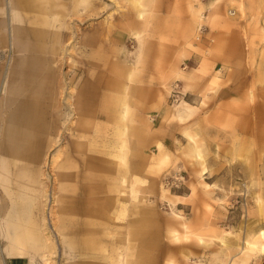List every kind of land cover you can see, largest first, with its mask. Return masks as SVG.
<instances>
[{
    "label": "rangeland",
    "instance_id": "374dc122",
    "mask_svg": "<svg viewBox=\"0 0 264 264\" xmlns=\"http://www.w3.org/2000/svg\"><path fill=\"white\" fill-rule=\"evenodd\" d=\"M8 3L10 0H0V22L5 25ZM69 4V30L73 31L76 21L79 28L65 41L74 45L72 52L53 55V91L58 84L64 87L53 100L56 104L63 98L77 99L85 89L90 94L87 71L107 81L114 78V88L105 87L108 94L113 91L106 99L108 112L103 113L109 117L101 121L97 119L103 114L89 115L87 120L78 113H66L60 119L56 114L46 116L39 132L43 130L42 137L52 138L53 144L47 159L40 163L43 192L39 191L32 208L31 202L25 201L29 206L22 208V217L28 218L31 212L41 219L42 230L53 247L44 255L34 247L26 256L7 253L16 248L12 238L18 229L11 222V214L1 212L5 197L0 190V222L9 223L4 224L5 231L0 227V264H121L130 254L133 219L136 264H227L231 258L239 264H264V253L259 251L247 262L241 261L243 238L249 229L264 228V26L247 20L249 6L261 13L264 0H94ZM7 32L5 28L6 40L0 44V101L3 73L10 65ZM83 42L88 51L83 50ZM232 48L243 56L238 66L228 68ZM205 59L208 67L204 77L185 80L169 69L175 62L191 67ZM213 59H218L223 69L217 64L219 67L212 69ZM34 61L45 60L29 57L28 62ZM179 83L186 96L174 101L172 89ZM205 84L208 87L203 91ZM157 98H170V104L185 98L196 107L187 118L165 109L171 116L166 113L163 121L154 125L145 118L144 124L142 117L149 114L147 103ZM64 117L68 119L64 121ZM46 126L58 128V132L48 137ZM80 128L85 135H78ZM169 128L174 140L165 147L159 140ZM122 137L128 138L126 150L132 171L110 153L111 142ZM83 148L92 155L87 162L85 157L71 153ZM58 150L60 156L53 170L49 154ZM165 153L167 162L159 164ZM98 155L103 156L101 165L95 157ZM69 159L72 164L63 166ZM14 170L11 174L15 180ZM131 172L137 178L136 197L129 190ZM65 173L67 177L62 176ZM83 181L91 185L86 187ZM163 187L182 194V201L173 204ZM123 204L126 210L118 216L115 212ZM66 205L76 212L62 211ZM173 210L183 216L176 218ZM61 214L71 218V226L90 223L87 235L95 242L87 252L71 247L58 232Z\"/></svg>",
    "mask_w": 264,
    "mask_h": 264
},
{
    "label": "bare ground",
    "instance_id": "6f19581e",
    "mask_svg": "<svg viewBox=\"0 0 264 264\" xmlns=\"http://www.w3.org/2000/svg\"><path fill=\"white\" fill-rule=\"evenodd\" d=\"M131 1L134 3H146L153 0ZM92 2H94V0H10L7 6L6 25L0 22V44H4V40H6V36L4 35L6 28V31H8V50L11 51L10 58H7V61L10 59V65L8 66V70L3 73L4 89L0 101V164L3 166V168L0 167V190H2L5 197L1 212L11 214L13 217L11 222L18 229V233L12 238V241L16 244V248H14V250L11 248L9 251L7 250L8 254L9 252H18L19 256H26V251L34 247L36 250L40 249L41 254L44 255L51 251L53 247L52 243L48 242L50 237L45 235L42 230L41 219L39 220V218L31 212L28 218L22 217V208H27L29 206V202L25 201H30V207L32 208L39 197V191L41 190V192H43L39 180V176L41 175L40 163L44 159H47V150H49L50 146L53 144L52 138L44 139L42 137L43 130L39 132L40 127L43 126V122L47 119L46 116L56 114L60 119V116L62 117L63 114L65 115L67 113V115L74 116L78 113L79 115H83V117H87L88 115H101L107 110L108 106H106V108L103 106V110L101 106L98 109H89L90 103L92 105L91 100L95 97H92L91 93L87 94L86 89L77 94V99L61 98L62 100H59L56 104L53 100L57 91H64V87L60 84L57 85L56 91H53L52 88V70L50 68L51 66L54 67L53 55L59 51L65 54L69 53V51L72 52L74 45L70 43L68 46L65 41L76 34V30L79 28L78 21H76L74 22L75 27L73 31L71 32L69 30L71 28V22L69 23L66 17L71 13V5L69 3H76L74 5H77V3ZM239 4H241V2ZM229 13L234 14V11L230 10ZM82 44L84 45L83 50L88 51L89 47L87 43L83 42ZM43 53L45 61L42 63H37L35 61L34 63L28 62L29 57L42 55ZM88 62L90 63L89 59ZM207 67L208 62L207 59H205L195 67H188L187 65L180 66L179 64L176 65L175 62L169 69L175 74L181 75L185 80H190L191 78L196 79L201 76L204 77ZM84 70L86 72L88 67L84 68ZM163 77L167 78V71L163 73ZM216 79L217 75L214 76L209 87L211 86L212 88V84ZM207 87L208 84H205L201 88L204 91ZM89 90L91 91L90 87ZM206 95L205 91L204 96ZM115 96L117 97V94ZM182 96H184L183 93ZM204 98L201 102L204 101ZM115 103L119 105L117 99ZM194 107H196L195 104L185 98H181L179 102L172 104L165 103V109L173 111L179 118H187L193 112ZM65 109H67L66 112L64 111ZM123 115H125V113L121 116ZM67 119L64 117V121ZM51 128L52 127H45V132L48 137L54 136L58 132V128L54 130ZM85 128H87V126H85ZM119 128L116 129L117 134L119 133ZM77 133L78 135H85V133L81 131V128ZM63 136L64 134L62 133L61 138H63ZM101 139L105 141L106 138L101 136ZM127 142L128 138L126 137H122L121 139L116 138L111 142L112 147L110 153L116 157V159L122 160L127 169L130 166L132 171V166L131 164L129 165L130 154L126 150ZM76 149L80 150L81 144L76 146ZM88 150L87 148H83V150L79 152L72 150L71 153L75 157L80 156L86 159L92 156ZM50 156V162L54 170V165L60 156V151L51 152L49 154V157ZM97 157L101 165L103 156L99 155ZM167 160L168 154L165 153L161 155L159 164H165ZM71 164L72 161L69 159L63 166ZM13 169H16L13 171V175L16 176L15 180L12 178L11 174ZM206 171L207 169L205 167L203 173ZM97 174L100 177L103 175L102 172H97ZM62 176L67 177V174H62ZM54 178L55 180L57 179V177ZM122 178L125 179V176ZM61 180L62 179H60V181ZM136 180L137 178L134 173L131 172L129 190L133 197H136ZM83 184L86 186L90 183L83 181ZM86 187L84 190L89 192ZM62 188L64 189L65 186L62 185ZM163 191L168 193V195H166L173 204L182 201V197H180L182 194L174 193L171 190L169 191V189L165 187H163ZM69 196L72 197L71 195ZM28 197L31 198L29 199ZM258 199L261 201L260 197H258ZM113 200L115 201V198H113ZM9 207L12 208L8 212ZM61 209L62 211H67V209L76 211L75 208L68 207V205L61 207ZM98 210H101V208ZM125 210L126 207L123 204L115 213L120 216ZM173 212L176 218H181L183 216L179 211L176 212L173 210ZM58 216L60 217V214ZM70 219L71 218H68L66 215H62L61 218H59L57 223L58 232L60 231V233H62L63 239L68 242L71 247L80 248L81 252L85 253L94 246L95 242L93 237L87 235L91 225L89 222H85L84 225L74 226L73 224L71 226L68 223ZM4 224L5 226L7 224L9 225V223L4 222L2 224L0 222L1 231H5ZM129 228L131 235L130 254L125 262L122 261L121 264H136L135 248L137 245V232L134 228V219L130 222ZM247 233V236L243 238V245L241 247L242 262H247V260L258 251L264 253V228L260 227L255 231L250 228ZM221 239L222 241L225 240L223 235ZM31 257H34V254H31ZM169 261L171 263V259H169ZM236 262L237 260L231 258L227 264H239Z\"/></svg>",
    "mask_w": 264,
    "mask_h": 264
},
{
    "label": "crops",
    "instance_id": "0c3cea01",
    "mask_svg": "<svg viewBox=\"0 0 264 264\" xmlns=\"http://www.w3.org/2000/svg\"><path fill=\"white\" fill-rule=\"evenodd\" d=\"M263 8H264V5H263ZM235 12V11H234ZM259 11H257V7H254V6H249V9H248V11H247V20H249L250 18L252 19L251 21H252V23L253 24H257V23H259V24H261V25H263L264 26V10L261 12V13H258ZM258 13V14H257ZM252 32V31H251ZM250 32V33H251ZM235 35H236V33H235ZM236 45V44H235ZM235 45H234V47H235ZM231 50H233V53H232V56H231V58H230V60H229V65H227L228 66V68L229 67H235V66H238V61L242 58V56H243V54H241L240 53V51L239 50H235V48H232ZM242 55V56H241ZM44 56V53L42 54V55H38V58H42V57ZM192 56V55H191ZM194 59V58H193ZM243 60V59H242ZM217 62H218V59H213L212 61H211V68L212 69H216V68H218L220 65H221V67H222V69H223V67H224V65L223 64H217ZM219 65V66H215V65ZM199 65V64H198ZM197 65V66H198ZM195 67V66H194ZM89 69H90V67H89ZM88 73V75L86 76V79L88 78V77H90V79H91V96L92 97H95L94 98V100H92V105H91V103H90V108L89 109H93V108H99L100 106H101V108H102V110H103V106H104V108H106V106H107V101L105 102V100L108 98V96L113 92H111L110 94H108L107 93V91H105V87H109V86H112V89L114 88L113 87V84H112V82H113V79L114 78H112L111 80H104L103 78L102 79H100L99 77H98V75H95V73L94 72H90V71H87ZM56 78V77H55ZM94 78V79H93ZM85 81V80H84ZM83 82V81H82ZM81 82V83H82ZM80 83V84H81ZM89 83H90V81H89ZM120 83H121V80H120ZM182 84V83H181ZM179 85H180V83H179ZM183 86V85H182ZM179 87H181V85L179 86ZM181 89V88H180ZM101 90H102V94H99V93H101ZM104 93H106V94H104ZM149 94V93H148ZM148 94H146V96L148 97ZM98 95V96H97ZM184 96H186V92L184 93ZM135 97H136V95H135ZM101 100V101H100ZM167 101H170V98H169V100L167 99ZM166 100H165V98L164 99H162V98H157L156 100H154L153 102H151V104H150V102H148L147 103V109L149 110V114H147V112H146V114L142 117V120L144 121V124H145V118L149 121V124L151 125V122L153 123V125L154 124H156V123H158L159 122V120H161V121H163V117L165 116V114L167 113L166 112V110H165V103H168ZM104 103V104H103ZM116 104V103H115ZM168 104H170V103H168ZM117 106V105H116ZM150 108V109H149ZM152 111H154L153 113H151ZM106 112H108V108H107V110H106ZM167 114H169V116H171V113H167ZM96 116H98V114H95ZM102 115V114H101ZM148 115H151L152 116V118H149V116ZM82 117H83V115H81ZM92 116V115H91ZM89 117V115L87 116V117H84L83 119H85V118H88ZM104 117H109V116H107V114H103L102 115V117H100V118H98L97 120H104ZM85 120H87V119H85ZM133 121V120H132ZM170 128L169 129H167L166 130V132H165V134H164V138H165V140H163L164 138H162V137H160L162 140H159V142L160 143H163V145H166L165 147H168V145H170L169 143H171V144H173V140H174V138H172V136H171V133H170ZM175 135H176V137H178V134H176L175 133ZM162 141V142H161ZM159 144V143H158ZM152 146L154 147V149L157 147V145L154 143V145L152 144ZM75 151V150H74ZM156 153V152H155ZM158 153V152H157ZM99 156V155H98ZM95 157H97V156H95ZM98 158V157H97ZM99 159V158H98ZM85 161L87 162L88 160H86L85 159ZM100 161V160H99ZM88 192V191H87ZM70 195V194H69ZM70 207H72V206H70ZM74 208V207H73ZM76 212V211H75Z\"/></svg>",
    "mask_w": 264,
    "mask_h": 264
},
{
    "label": "built area",
    "instance_id": "2783aa9c",
    "mask_svg": "<svg viewBox=\"0 0 264 264\" xmlns=\"http://www.w3.org/2000/svg\"><path fill=\"white\" fill-rule=\"evenodd\" d=\"M178 87H179L178 84H176L175 87H173V89H172L173 90L171 93L172 94V100H177V99H180V97H182V92L180 91V89ZM176 179H178V178H176ZM173 182H174V180L172 181V183ZM175 184H177V183H175Z\"/></svg>",
    "mask_w": 264,
    "mask_h": 264
}]
</instances>
